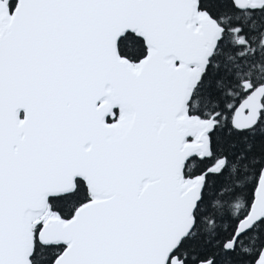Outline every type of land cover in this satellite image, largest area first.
Wrapping results in <instances>:
<instances>
[{
    "label": "snow or ice",
    "instance_id": "6c2138e0",
    "mask_svg": "<svg viewBox=\"0 0 264 264\" xmlns=\"http://www.w3.org/2000/svg\"><path fill=\"white\" fill-rule=\"evenodd\" d=\"M0 264H264V0H0Z\"/></svg>",
    "mask_w": 264,
    "mask_h": 264
}]
</instances>
